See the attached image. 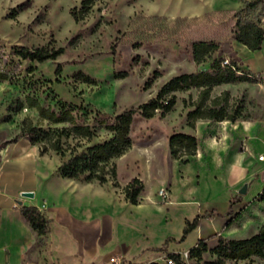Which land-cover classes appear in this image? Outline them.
<instances>
[{"label": "rangeland", "instance_id": "obj_1", "mask_svg": "<svg viewBox=\"0 0 264 264\" xmlns=\"http://www.w3.org/2000/svg\"><path fill=\"white\" fill-rule=\"evenodd\" d=\"M81 1L0 0V72L7 74L6 80H0V162L12 159L20 166L14 183L35 186L37 193L19 200L36 206L50 227L46 236L37 235L35 242L29 239L24 246L0 245V264H148L163 262L167 252L185 258L196 235L181 240L182 228L203 210L200 206L207 199L226 216L235 212L219 231L224 238L253 235L264 226L260 198L264 167L245 164L232 169L230 162L242 157L244 150L231 127L198 123L192 129L186 125L190 108L183 101L195 99V89L176 92L175 105L164 115L136 116L130 132L132 144L115 159L117 186L113 181L68 179L77 185L69 189L57 171L60 158L54 153L39 156L37 145L21 134L23 120L37 124V112L26 105L11 111L17 100L29 95L55 110L60 100L88 113L114 116L154 97L176 75L207 70L219 56L243 62L239 65L242 72L264 79V45L251 52L232 37L238 13L249 20L257 16L256 10L245 8L252 0H94L86 15L75 22L71 12L80 9ZM23 2L26 8L14 14L13 9ZM259 21L264 29V14ZM194 41L219 42L221 48L196 64L191 54ZM19 46L62 47L64 52L55 60L37 63L18 58L14 51ZM78 72L92 83L83 82ZM117 74L126 76L118 78ZM223 90L243 106L238 121L264 116L263 80L220 85L212 95ZM90 116L84 122H90ZM191 131L198 139L196 154L187 162L172 158L170 135ZM8 169L9 165L1 172ZM135 177L142 181L143 190L132 205L123 188ZM160 190L167 192L166 198L158 195ZM69 213L73 221L84 223L93 216L99 222L101 245L107 240L133 242L139 249L133 255L109 256L107 262L102 257L83 260L76 238L62 229L63 216ZM215 242L216 237L208 240L210 246ZM253 264L264 261L253 258Z\"/></svg>", "mask_w": 264, "mask_h": 264}, {"label": "trees", "instance_id": "obj_2", "mask_svg": "<svg viewBox=\"0 0 264 264\" xmlns=\"http://www.w3.org/2000/svg\"><path fill=\"white\" fill-rule=\"evenodd\" d=\"M93 1L82 0L80 9L72 10L71 15L75 22L86 15ZM24 8L26 3H20L16 9H13V13ZM245 8L256 10L258 14L253 20H249L238 13L232 29V37L249 51L257 52L264 44V29L259 21L260 16L264 14V2L252 0L245 4ZM220 48L219 42L194 41L191 44L192 59L196 64H200L218 53ZM63 52L62 47L48 49L24 46H19L14 51L21 60L37 63L55 60ZM76 75L81 77L83 82L92 83V80L82 73L78 72ZM125 76L126 74L116 75L118 78ZM6 79L7 74L0 72V80ZM262 80L258 76L242 72L236 61L219 56L212 59L207 70L176 75L164 83L154 97L114 116L102 112L88 113L85 108L60 100L57 101L58 108L55 110L50 106L41 105L37 99L29 95L24 97V101L17 100L11 111L17 112L26 105L37 112V124L33 125L30 120H23L21 134L27 136L32 145H37L39 156L54 153L60 158L57 171L62 178L81 179L84 182L95 181L98 184L113 181L114 186H117L115 159L132 144L130 132L136 116L150 119L158 112L164 115L175 105L176 92L195 89L196 98L190 99L187 103L183 101L184 105L190 108L186 114L188 127L193 129L198 120L234 123L242 115V104L238 103L227 90L217 95H212V90L220 85L259 83ZM88 115H92L90 122H84ZM94 139L98 141L92 143ZM168 147L172 158L187 162L196 154L198 139L189 133H173L168 138ZM142 190V181L135 177L125 185L123 193L130 204L136 205ZM260 198L264 201V189ZM19 211L38 236H46L50 232L48 220L35 206H21ZM211 214L212 212H205L196 215L191 221L186 220L182 228L181 240L199 226L201 219L209 218ZM215 237L214 246H209L208 240ZM253 258L264 261V226L247 238L232 239L215 234L207 240L199 239L189 249L187 260L178 252H167L163 262L153 261L148 264H242V262L253 264Z\"/></svg>", "mask_w": 264, "mask_h": 264}, {"label": "crops", "instance_id": "obj_3", "mask_svg": "<svg viewBox=\"0 0 264 264\" xmlns=\"http://www.w3.org/2000/svg\"><path fill=\"white\" fill-rule=\"evenodd\" d=\"M234 61H236L238 65L243 63L239 62V60ZM247 70L251 71L250 68ZM254 97L256 98V96ZM198 123H214L219 125L220 128L231 127V131L235 133L236 136H238V146L244 151H241L240 153L242 157H234V159L230 162L232 169L235 167L242 168L245 164H248V166L256 164L264 167V162H258L256 160L257 155L264 154V116L260 115V117L258 116L257 119L250 121L237 120L234 123L228 121L215 122L209 120H198L196 121L195 126ZM191 134L196 136L195 132L193 131H191ZM244 158L246 159L243 162ZM11 161L12 159H7L4 162H0V245L11 244L12 246H24L26 244L25 242L29 239L35 242L37 239V234L31 229L28 222L21 216L19 211L21 206H33V204H26L24 201L19 200V197L21 196L20 193L24 191H32L34 196H36L37 191L35 186L19 187L14 183V177L19 171L20 166ZM7 165H9L10 169H8L7 172H1L2 169H4V167ZM32 173L35 175V177L39 176L38 171L36 172L32 170ZM65 183V185H68L69 189L77 188V185L74 182V184L70 185L68 179H66ZM263 189L264 187L262 190ZM262 190H260V193ZM262 204L264 205L263 200ZM93 205L94 204L92 203V206ZM200 207H202L203 210L194 214L193 218L196 215H202L205 212H212V214L209 218L201 219L199 226L185 237L186 239L188 236H191V234L196 235L194 243L189 247V249L193 247L199 239L207 240L209 237L215 234L221 235L219 234V231L222 228H226L228 223L227 218L235 213L232 212L228 213L227 216L224 215L223 212L217 210L215 207V202L211 199H207V201L201 204ZM226 210L227 207L225 211ZM63 217L65 220L62 224V229L69 232L70 234H73V236L76 238L78 245L81 246L82 259L85 261L89 259L92 261L102 257V260H106L107 262L109 260V256L121 254L122 252H124L126 255H133V252L139 249L138 246L136 247V244L133 242L125 245L119 242L112 243L107 240L105 244L101 245L100 241L98 240L100 234L99 222L93 216L92 220L88 223H84L80 220L73 221L72 218L67 214H65ZM236 218H238V216ZM236 218H234V220H236ZM214 244L211 245V247L214 246Z\"/></svg>", "mask_w": 264, "mask_h": 264}, {"label": "built area", "instance_id": "obj_4", "mask_svg": "<svg viewBox=\"0 0 264 264\" xmlns=\"http://www.w3.org/2000/svg\"><path fill=\"white\" fill-rule=\"evenodd\" d=\"M256 160L258 161V162H264V154H259V155H257L256 156ZM158 195L160 196V197H163V198H166L167 197V192L165 191V190H160L159 192H158ZM183 257V256H182ZM187 257H188V252L186 253V255H185V260H187ZM168 263H170V261H168Z\"/></svg>", "mask_w": 264, "mask_h": 264}, {"label": "water", "instance_id": "obj_5", "mask_svg": "<svg viewBox=\"0 0 264 264\" xmlns=\"http://www.w3.org/2000/svg\"><path fill=\"white\" fill-rule=\"evenodd\" d=\"M20 195L22 197H27V198H32L34 196L32 191H24V192H21Z\"/></svg>", "mask_w": 264, "mask_h": 264}, {"label": "bare ground", "instance_id": "obj_6", "mask_svg": "<svg viewBox=\"0 0 264 264\" xmlns=\"http://www.w3.org/2000/svg\"><path fill=\"white\" fill-rule=\"evenodd\" d=\"M68 181H69L71 184H74V183H73L74 181H70V180H68ZM69 216H70V213H69ZM75 219H76V218H75ZM75 219H74V220H75Z\"/></svg>", "mask_w": 264, "mask_h": 264}]
</instances>
